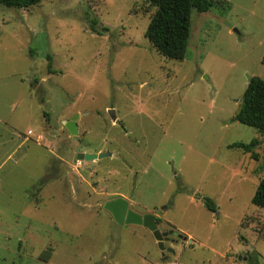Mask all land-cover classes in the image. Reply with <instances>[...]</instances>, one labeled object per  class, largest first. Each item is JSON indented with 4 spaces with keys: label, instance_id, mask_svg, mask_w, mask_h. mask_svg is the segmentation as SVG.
Returning a JSON list of instances; mask_svg holds the SVG:
<instances>
[{
    "label": "rangeland",
    "instance_id": "obj_1",
    "mask_svg": "<svg viewBox=\"0 0 264 264\" xmlns=\"http://www.w3.org/2000/svg\"><path fill=\"white\" fill-rule=\"evenodd\" d=\"M155 9L0 4V264H264L252 203L264 134L234 120L250 78L264 79V0L194 9L183 60L146 38ZM90 17L109 31L92 32ZM252 139L253 153L229 147ZM79 148L111 155L79 160ZM117 197L160 218L172 251L116 223L104 204Z\"/></svg>",
    "mask_w": 264,
    "mask_h": 264
},
{
    "label": "trees",
    "instance_id": "obj_2",
    "mask_svg": "<svg viewBox=\"0 0 264 264\" xmlns=\"http://www.w3.org/2000/svg\"><path fill=\"white\" fill-rule=\"evenodd\" d=\"M41 0H0V4L7 7L27 8L36 5ZM155 6L150 22L145 31V36L162 56L183 60L186 56L190 30L192 25V11L207 12L214 4L221 0H147ZM92 32L99 35L109 28H98V19L89 18ZM50 59V56H48ZM49 67L51 64L49 63ZM237 120L243 124L255 127L264 134V79L254 75L250 78L243 93L239 109L236 113ZM259 144L258 139L249 142H235L230 148H240L245 152H254ZM252 203L264 208V177L259 181L252 197ZM204 204L212 211L217 209L215 202L210 197L204 198ZM160 222V218H157Z\"/></svg>",
    "mask_w": 264,
    "mask_h": 264
},
{
    "label": "water",
    "instance_id": "obj_3",
    "mask_svg": "<svg viewBox=\"0 0 264 264\" xmlns=\"http://www.w3.org/2000/svg\"><path fill=\"white\" fill-rule=\"evenodd\" d=\"M79 114L74 115L70 120L64 122L65 127L72 135L78 134V124L76 119L78 118ZM112 118H116L115 115H112ZM234 120H237L235 117ZM107 155H111L109 152L104 153H85L81 151L79 148L77 150L76 158L79 160H89V159H98L101 157H105ZM104 208L107 209L113 216V219L116 223L120 225H128V224H136V225H143L147 227L149 230L153 232L155 239L158 242V246L162 251V255L164 256L165 250H170L165 246V241L169 239V234L173 231H161L158 227L157 216L153 213H145L141 214L137 211H134L130 207L129 201L124 197H117L111 200H108L104 204Z\"/></svg>",
    "mask_w": 264,
    "mask_h": 264
},
{
    "label": "crops",
    "instance_id": "obj_4",
    "mask_svg": "<svg viewBox=\"0 0 264 264\" xmlns=\"http://www.w3.org/2000/svg\"><path fill=\"white\" fill-rule=\"evenodd\" d=\"M78 130H79V128H78Z\"/></svg>",
    "mask_w": 264,
    "mask_h": 264
}]
</instances>
